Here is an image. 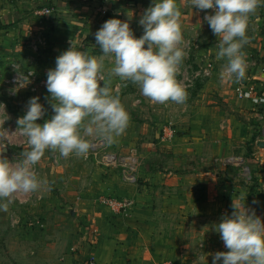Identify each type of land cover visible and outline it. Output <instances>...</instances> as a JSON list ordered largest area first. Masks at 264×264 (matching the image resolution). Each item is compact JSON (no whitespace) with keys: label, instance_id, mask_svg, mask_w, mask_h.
I'll list each match as a JSON object with an SVG mask.
<instances>
[{"label":"crops","instance_id":"crops-1","mask_svg":"<svg viewBox=\"0 0 264 264\" xmlns=\"http://www.w3.org/2000/svg\"><path fill=\"white\" fill-rule=\"evenodd\" d=\"M42 1L52 9L50 17L53 24L51 35L54 63L55 58L72 45L97 59L103 55L94 34L107 17H104L99 9L105 10V14L111 12V18L127 20L129 26L136 24L137 29L143 30L138 20L149 7L145 8L143 5L147 1L152 2ZM31 2L32 0H0V14L6 12L2 17H12L14 21L18 11H30ZM176 2L181 12L180 26L181 22L186 26H195L196 23L191 21L193 11L188 0ZM13 11L16 14L12 13ZM30 19L12 22L13 29L8 28L4 32L12 35L15 26L27 24ZM7 22L8 19L5 23ZM13 35L15 37L16 34ZM3 38V41H8V38ZM89 38L92 43L88 40V44H82L85 43L83 40ZM19 44L21 45L17 46L22 47V41ZM1 45L7 44L4 42ZM4 51L5 48L2 52ZM107 60L114 61V57L106 55L103 58V76L106 81L108 78H115L114 75L107 74L111 69L106 67ZM9 65L14 68L12 63ZM20 65L23 66L22 69H28V62H22ZM250 69L253 96L264 97V68L262 72L254 66ZM129 91L136 94L139 90L130 88ZM204 93L209 94L210 91L205 90ZM199 96L200 98L189 107L191 114L173 125V133L169 134L170 138L166 141L161 140L160 125L153 123L152 118L148 117V120L142 121L129 120L123 134L116 138L115 142L107 143V151L113 153L115 159L109 162L110 166H107L103 159H95L92 156L93 158L84 160L83 155L73 153L70 156L73 163L71 167H66L67 161L61 159L63 156L57 157V150L52 153L55 163L50 165V169L54 173L60 196L59 201H56L57 214L62 216L56 221L69 223L72 227L68 231V237L73 239L70 250L72 254L67 255L70 257L67 264H161L164 261L170 264H193L194 249L199 246L203 249L202 255L207 254L204 261L208 264L210 259L211 264L212 254L223 250V242L214 225L220 222L222 215L232 213V202L240 201L238 193L241 189L235 185L234 177L224 180L225 172L229 169L224 167L228 164L224 156L228 149L223 139L229 124L224 123V104L213 105L210 101L203 100L202 94ZM258 106L263 110L257 115V119L263 122L262 132L252 149L260 167L257 180L261 185V196L258 198L264 201V146L255 145L264 141V103ZM1 154L6 157L8 150ZM238 157L235 161L243 159L241 155ZM37 167L39 179L41 169L39 165ZM232 167L237 171L238 177V164H232ZM233 168L231 169L234 171ZM32 195L35 197L36 192H17L10 197V202L0 201L6 203L11 210L8 213L3 211L4 218H9L11 226L20 223V220L14 219L15 212L31 207ZM100 197L127 199L131 201V206L125 212H112L110 208L98 203ZM41 199L42 197L38 196V199L34 200L40 203ZM21 200L26 203L22 204ZM249 211L258 217L257 208ZM260 213V219L264 223V210ZM28 226L25 225L24 229L32 228ZM56 227L66 231V228H61L60 225ZM25 230V239H31L34 235V238L36 236L42 240L47 234L46 226L42 231ZM60 233L62 236L66 235ZM26 235L28 236L25 237ZM198 238L202 239V243L196 242ZM209 244L211 247L208 249ZM41 246L42 244L39 251ZM29 253L30 248L26 254ZM67 260L66 258L65 261ZM24 261L25 264L28 263Z\"/></svg>","mask_w":264,"mask_h":264},{"label":"clouds","instance_id":"clouds-1","mask_svg":"<svg viewBox=\"0 0 264 264\" xmlns=\"http://www.w3.org/2000/svg\"><path fill=\"white\" fill-rule=\"evenodd\" d=\"M205 12L204 21L217 39L216 57L225 61L222 79L239 81L245 77L247 61L242 51L248 43L249 15L264 0H188ZM176 0H152L138 20L143 33L134 36L127 20L109 18L95 32L103 54L99 59L73 45L55 58V67L46 74V89L53 115L43 123L45 109L38 96L29 98L26 111L18 118L20 133L27 137L28 150L15 166L0 155V201L10 202L17 192L37 191L47 181L33 169L46 149L61 156L86 155L98 137L115 142L128 126L129 115L101 73L103 58L114 57L110 74L136 85L141 95L153 103L183 104L186 86L176 79L187 55ZM103 82L102 84L100 82ZM87 118V121H86ZM86 121V122H85ZM245 201V197H241ZM0 203V207H6ZM231 214L222 215L214 225L227 251L212 254L211 264H264V223L245 204L232 202Z\"/></svg>","mask_w":264,"mask_h":264},{"label":"rangeland","instance_id":"rangeland-1","mask_svg":"<svg viewBox=\"0 0 264 264\" xmlns=\"http://www.w3.org/2000/svg\"><path fill=\"white\" fill-rule=\"evenodd\" d=\"M44 3L45 2L42 0H32L30 4L31 7H29L30 11H18V16L21 17L15 16L16 19L14 21L17 20L19 22L23 19H31L27 24H21L19 27L18 25L15 26V30H12L16 34L15 37L13 35L14 33L11 35L9 32H4L5 29L12 28L14 25L12 23L14 22L12 21V17H2L6 12L0 14V23H2V25H0V155H2L1 150L3 148L6 149V152L8 150V155L5 158L8 157L7 159L14 166L23 159V152L29 148L27 145V137L17 133L19 130L17 120L24 115L29 98L38 96L40 98V103L43 104L45 109L44 116L39 118L37 123H43L45 119H50L54 114L51 107L54 101L51 100L47 89L38 84L40 81H46L47 71L55 67V63L52 61L53 43L51 32H53V24L51 23L52 19L50 17L52 11L49 17L40 14L45 7L50 10L52 9ZM151 3V1H147L143 6L146 8L150 6ZM191 9L193 11L191 21L196 24L191 27L183 25V22H181V31L183 35L182 46L185 48L187 55L183 59L176 75V79L185 85L187 90V98L183 104H176L172 101H167L163 104L153 103L149 98L141 95L140 91L136 94L130 93V88L138 89V87L131 82L121 81L117 76H115V78H108L110 84H108V86H110L114 95H118L121 104L129 115L130 121L148 120V117H150L153 123L160 125L159 132L160 137L163 138H161L162 141H166L170 138L169 134L171 133L172 135V127L177 121H181V119L191 114L189 107L198 97L200 98L199 94H202L203 100L206 102L210 101L209 103L213 105L215 103L224 104L222 108L225 111L224 123L226 125V123L229 122L227 134L223 139L225 147L228 149V153L224 155L225 161L228 162V164L224 167L229 168L227 172H225L226 175H224V180H226L227 177H234L235 185H238L241 189L240 193H238V198H240L239 203H244L245 207L251 211L257 208L258 217L262 218V216H260V211L264 210V201L258 198L261 196V192H259L261 185H259V181L257 180L260 174V167L254 158L252 148L254 147L255 140L261 137V124L263 122L257 119V115L261 114L263 110L257 104L250 102V100L239 99L234 89L238 85H242L245 89L251 86L253 80L251 78L252 71L250 68L253 66L257 67L259 72L263 71L264 3H261L255 12L249 15L246 33L249 39L248 43L244 45L242 49L247 61L246 73L245 77L239 81L221 78L220 73L225 61L222 59L218 60L216 57V43L219 38L213 34L208 24L201 19V11L197 10L195 7L192 8V5ZM31 11L33 12L30 13ZM14 12L15 11L12 13ZM103 15L108 19L111 18L112 13L107 12V14ZM7 19L8 22L5 23ZM24 25L25 27L23 28L22 26ZM130 28L136 37H139L143 33L142 29H137L136 24L131 25ZM3 37L8 38V41H3ZM88 40L92 43L91 38H89L83 40L85 43L82 44H88ZM21 41L22 47L17 46L21 45L19 44ZM4 42L7 45H1V43ZM2 48H5L4 52H2ZM22 62H28V69H22L23 66L20 65ZM107 62L106 67L112 68L114 61L107 60ZM209 62L212 64L211 76L195 79L194 74L200 72ZM10 63L13 64L14 68L10 67ZM104 72L105 69L103 64L101 70L102 75L105 74ZM13 73H19L32 79L31 86L26 84L20 89H16L11 95L14 88L6 81ZM107 74L111 75L110 71L107 72ZM100 83L102 84L103 82L101 81ZM31 87H35L36 90L31 91ZM205 90H208V92L210 91V93H204ZM89 140H92V143L100 141L101 139L93 136L89 137ZM55 151L56 150L46 149L44 155L35 164L37 169L38 165L40 167L39 169H41L39 179L47 181V183L42 184L37 191H34L36 195L35 197L32 195L31 199L33 201H31V207L20 209L18 212H15L16 214L14 213V219L20 220V223H15V226H11L9 218H4L3 216V213H8V211L11 212L10 208L7 207L8 205L6 207H0V264H25L24 260L28 262L26 264H67L66 262H70V257L67 255L72 254L70 250L73 239L72 237H68V231H70L72 227L69 223H58L56 221L57 218H62V216L57 214L58 208L56 201H59L58 198L60 196L57 191L56 180L53 177L54 173L50 169V165L55 163L52 158V153ZM104 153L113 155V153L107 151V142L104 151H99L95 159H102ZM87 154H89V156L83 155V159L89 160L90 157H92L90 149ZM56 155L60 157L58 150ZM240 155L243 159L235 161ZM70 156L71 154L66 157H61V159L67 161L65 162L66 167H71L73 163ZM109 164L110 163L107 162V166H110ZM232 164H238V177L237 171L232 167ZM231 168H233L234 171ZM50 173H52V175ZM38 196L42 197L40 203L34 200L38 199ZM241 197H245V201L241 199ZM21 202L22 204L26 203L24 200H21ZM4 210L5 212H3ZM68 214L67 212V215ZM25 222L26 224H24ZM25 225H29L28 227L31 226L32 228L25 230ZM59 225L62 226L61 228H66V231L60 228L57 229L56 226ZM45 226L47 227V234L42 240L36 236L34 238V235H32L31 239H25L23 237L24 230L31 231L34 229L42 231ZM60 232L66 235L62 236ZM209 235L211 234L209 233ZM27 236L28 235L25 237ZM196 242L202 243V239L198 238ZM40 244H42V246L39 251ZM210 247L211 245L209 244L207 248L209 249ZM29 248L31 253L26 254ZM201 249V246L194 249L192 258L194 261L193 264H207V262L204 261L207 254H205L206 256L202 255L203 249ZM222 251H227V249L224 247ZM210 256L211 255L208 257L210 258ZM66 258L68 259L67 261H65ZM161 264L170 263L164 261ZM208 264H210V259Z\"/></svg>","mask_w":264,"mask_h":264},{"label":"built area","instance_id":"built-area-1","mask_svg":"<svg viewBox=\"0 0 264 264\" xmlns=\"http://www.w3.org/2000/svg\"><path fill=\"white\" fill-rule=\"evenodd\" d=\"M99 11L102 15L105 14V12H106L105 10H101V9H99ZM200 11H201V14H200L201 19L204 21L203 17H204L205 12H208L209 14H211L213 10L208 9V10H200ZM40 14L48 16L51 14V10L45 7L40 12ZM211 71H212V64H211V62H209L205 65V67L200 72H197L196 74H194V78L197 79V78L210 77ZM6 82L9 85H11L12 88H14L13 92L11 93V95H12L16 89H20L21 87L25 86L26 84H29V86H31L32 79H30V78H28L22 74H19V73H13ZM38 84L40 86H44L46 88L45 81H40ZM30 90L35 91L36 88L31 87ZM234 91H235V93L239 99H245V100L247 99V100H250V102L257 104V105L264 103V97L263 96H260V97H254L253 96L252 86H249L245 89L242 85H238L235 87ZM17 133L19 135L21 134L19 130L17 131ZM105 148H106V142L102 139L100 141H97V142H92L91 147H90V154L96 158L98 156V152L104 151ZM86 155L89 156V154H86ZM102 159L105 162H113L115 160L113 155H111V154L107 155L105 153L102 155ZM32 167L38 176V169L36 168V165H33ZM128 179H130V178H128ZM98 203L102 206H106V207L110 208L114 212H125L131 206L130 200L118 199V198H113V197H108V198L107 197H100V198H98Z\"/></svg>","mask_w":264,"mask_h":264},{"label":"water","instance_id":"water-1","mask_svg":"<svg viewBox=\"0 0 264 264\" xmlns=\"http://www.w3.org/2000/svg\"><path fill=\"white\" fill-rule=\"evenodd\" d=\"M256 145L259 146V147H263V146H264V141H260V142H258ZM1 151H2L3 153H5V152H6V149L3 148Z\"/></svg>","mask_w":264,"mask_h":264},{"label":"trees","instance_id":"trees-1","mask_svg":"<svg viewBox=\"0 0 264 264\" xmlns=\"http://www.w3.org/2000/svg\"><path fill=\"white\" fill-rule=\"evenodd\" d=\"M142 1H144V0H142Z\"/></svg>","mask_w":264,"mask_h":264}]
</instances>
